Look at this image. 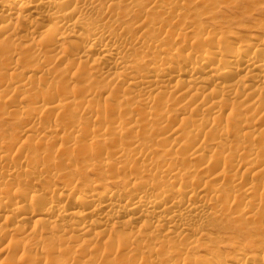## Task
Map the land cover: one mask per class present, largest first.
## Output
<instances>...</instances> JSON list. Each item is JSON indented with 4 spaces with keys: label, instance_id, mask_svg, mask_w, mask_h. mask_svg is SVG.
<instances>
[{
    "label": "bare ground",
    "instance_id": "1",
    "mask_svg": "<svg viewBox=\"0 0 264 264\" xmlns=\"http://www.w3.org/2000/svg\"><path fill=\"white\" fill-rule=\"evenodd\" d=\"M0 127V264H264V0H0Z\"/></svg>",
    "mask_w": 264,
    "mask_h": 264
},
{
    "label": "rangeland",
    "instance_id": "2",
    "mask_svg": "<svg viewBox=\"0 0 264 264\" xmlns=\"http://www.w3.org/2000/svg\"><path fill=\"white\" fill-rule=\"evenodd\" d=\"M224 9V10H223ZM226 9L225 8H221L220 9V12L221 13H228L229 12V9H227L226 11H225ZM235 22V21H234ZM245 25H249L248 23L246 24V23H241V25L239 24V22H235L233 25H224L223 26V29H222V31H224V30H226V31H228V30H233V31H242V29H243V27L245 26ZM243 26V27H242ZM1 128V127H0Z\"/></svg>",
    "mask_w": 264,
    "mask_h": 264
}]
</instances>
